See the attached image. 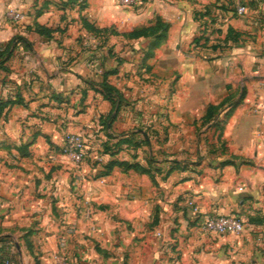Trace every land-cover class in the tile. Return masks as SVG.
I'll return each mask as SVG.
<instances>
[{"label":"crops","instance_id":"obj_1","mask_svg":"<svg viewBox=\"0 0 264 264\" xmlns=\"http://www.w3.org/2000/svg\"><path fill=\"white\" fill-rule=\"evenodd\" d=\"M62 1L0 0V48L31 43L0 68V264H264V0ZM156 18L154 46L130 34ZM188 200L244 230L202 231Z\"/></svg>","mask_w":264,"mask_h":264},{"label":"built area","instance_id":"obj_2","mask_svg":"<svg viewBox=\"0 0 264 264\" xmlns=\"http://www.w3.org/2000/svg\"><path fill=\"white\" fill-rule=\"evenodd\" d=\"M144 0H119V3L128 6H138L143 3ZM246 10L244 4H238L236 6V11L242 13ZM12 19H20L22 13L19 9L7 8L5 11ZM85 138L80 131H66L63 135V143L60 148V155L63 159L68 162L72 167L79 168L84 160L85 156ZM191 205L194 215L198 220V227L202 231L211 233H241L244 228V220L232 213H200L197 205L193 203L192 200H188ZM88 208V207H87ZM86 208V215H89L90 210ZM68 231H73V227L67 228ZM62 243L64 238H61ZM54 264H63L65 258L61 252L56 253ZM6 264H12L11 261L6 260Z\"/></svg>","mask_w":264,"mask_h":264},{"label":"trees","instance_id":"obj_3","mask_svg":"<svg viewBox=\"0 0 264 264\" xmlns=\"http://www.w3.org/2000/svg\"><path fill=\"white\" fill-rule=\"evenodd\" d=\"M77 1L78 0H65L62 2L63 4L67 5V4L75 3ZM78 3H80V6L83 7L85 5V0H80ZM167 28H168V23H165L161 19L156 18V21L152 26L134 29L133 31L130 32V34L131 35H139L141 33L152 34L154 36V41L152 42V46H154L160 40L166 37ZM36 30L40 33H44L47 35H50L51 32L53 31L52 28L47 27L40 23L36 24ZM17 41H22L26 47H30L31 45V43L23 36L15 35L14 38L10 39L9 42H7L2 48H0V68H3L4 70H8V67L7 65L4 64V62L10 57L13 49L16 46ZM115 71H116V68L104 71L103 77L100 83L104 98L110 100L112 103H114L116 99H121L122 97L121 91L115 85H113L108 79V74L115 72ZM243 92H244V89H242L241 95H243ZM6 102L12 103L14 102V99H8ZM236 102L233 105H235ZM2 105L3 103L0 105V107H2ZM217 109L218 108L216 106H212V105L208 106L207 111L205 115L203 116V121L212 122V120H215L214 118L216 115L214 113H216ZM214 124H218V119H216ZM111 163L112 164L117 163L119 165H123L124 167L133 166L136 168H141L143 171L149 172L147 168H144L142 166L139 167L136 163H128L122 160H113Z\"/></svg>","mask_w":264,"mask_h":264}]
</instances>
